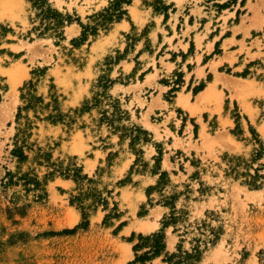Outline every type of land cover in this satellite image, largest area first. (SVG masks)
Returning a JSON list of instances; mask_svg holds the SVG:
<instances>
[{"label":"rangeland","instance_id":"rangeland-1","mask_svg":"<svg viewBox=\"0 0 264 264\" xmlns=\"http://www.w3.org/2000/svg\"><path fill=\"white\" fill-rule=\"evenodd\" d=\"M202 7L236 12L222 38L264 15V0H0V264H129L159 232L164 251L146 264H264V99L253 117L220 78L199 93L226 92L229 125L173 103L206 82L188 83L198 56L188 73L165 68L169 24ZM228 50L217 42L203 62L251 96L264 61L247 49L239 72Z\"/></svg>","mask_w":264,"mask_h":264},{"label":"crops","instance_id":"crops-1","mask_svg":"<svg viewBox=\"0 0 264 264\" xmlns=\"http://www.w3.org/2000/svg\"><path fill=\"white\" fill-rule=\"evenodd\" d=\"M197 8H199L197 6ZM203 8V7H202ZM200 9V8H199ZM192 10L193 7H192ZM209 11H206L205 8L201 9L200 15H184L181 19L177 18V23L170 22L169 26V32L168 37H166L167 40H170L171 45H176L177 51L172 52V54H168L169 59L164 63L166 64L165 68H169V72H173L174 70L178 72H182L183 69H186V72L188 73V65H196L197 64V56L198 61L200 62L199 66H196L194 68V71L189 74V80L191 85L195 86L201 82V80L205 79V87L198 92L197 94H193L191 91L188 90L179 93L177 92L176 96L173 99V103L175 104L179 97H183L185 102H187V112L190 118L195 119V122L197 121V118H202L203 115H209L213 118H215L218 122H227L229 125L230 118L226 114H224V98L226 99L228 96L226 95V92L224 90H221L220 99L217 104H213L212 101L209 99L205 100H197V96L199 93H205V91L209 88L211 91L216 90V92H219L221 82L226 83L227 85L224 87V89L229 93V96L232 98L233 102H237L238 106L245 105L248 110L252 113V116L254 117L257 114V111L255 109V103L256 101H261L264 99V82L257 81L256 78L254 79V82L256 87H250L252 88V95L246 96L247 87H244L241 83H239V80H243L242 78H233L236 81H231L230 79H226L223 77H219L220 73L218 72V66L215 69V72L213 70H209L207 64L203 62V59L205 56L210 55L215 50V45L218 42L219 43V49H222L223 45H226L227 47L234 48L235 50H228V53H234L232 56L236 57L234 61V69L236 71H242L243 68L246 67V64L240 63V59L242 56L246 55V50H249L250 55H255V59H249L246 62H250L252 60L260 59L261 61H264V15L262 12H260L261 15V23H259V20L257 21V25H251L250 21H246L244 25H241V20H239L237 23L233 22V28L236 29V31L233 34H229L226 37L222 36L224 35L222 32V27L224 25L223 19L225 18L226 25H229L231 23L232 19H236V12L232 11L231 9L221 10L219 13H216L217 17H215V20H210L208 15ZM200 16V18H199ZM246 16L248 18L251 17V13H246ZM118 25L124 26V28H129V25L126 21H123L119 23ZM208 25V32L205 33V27ZM238 29V30H237ZM172 30H174L175 35H172ZM230 30V28H229ZM232 30V29H231ZM218 34H214V33ZM262 32V34H260ZM212 34H214V38L212 37ZM219 35V36H217ZM256 35V36H255ZM198 37L200 49L197 50L194 49V52L189 53L190 49V42L193 43V46H196V38ZM243 41L245 44V49L240 53L239 47L240 42ZM167 42V41H166ZM208 48V49H207ZM176 53V54H175ZM223 54V53H222ZM228 55H224L223 57H229ZM173 55V57H172ZM213 57H221L220 55H214ZM212 59H209L208 61H211ZM214 62H217L216 59H214ZM180 65H178V64ZM223 65V63H221ZM220 65V66H221ZM209 66V65H208ZM219 66V67H220ZM199 74V75H197ZM210 75L211 78L207 82L206 76ZM220 78L221 82L218 81ZM248 82H251L249 79L246 80ZM222 87V86H221ZM255 92H258V95H254ZM155 91V90H154ZM162 93L158 96L159 104L161 105ZM241 97L242 99H238ZM158 104V105H159ZM162 107V105H161ZM180 108V106H177ZM192 113V114H190ZM245 113V112H244ZM150 224V223H146ZM145 225V224H144Z\"/></svg>","mask_w":264,"mask_h":264},{"label":"trees","instance_id":"trees-1","mask_svg":"<svg viewBox=\"0 0 264 264\" xmlns=\"http://www.w3.org/2000/svg\"><path fill=\"white\" fill-rule=\"evenodd\" d=\"M44 13L47 14L46 18H50V16L59 17V15L55 11H52L49 8H47ZM84 36H85V34H83V38H84ZM204 87H205V84L201 83L197 88H195L193 90V94L194 95L197 94ZM75 178H76V180L80 179L79 176H76ZM82 219L86 220V217L84 214H83ZM107 219H108V216H106V218L104 219V224L106 223ZM87 225H88V223H87V221H85V222L81 223L78 227H76L70 231H65V233L72 234L76 231L77 228H85V227H87ZM129 241L133 242V235L131 236ZM139 242H140L139 244L137 243V244L133 245V247H132V250L135 253V260H133L129 264H137V263L146 264L147 262H150L151 260L159 257L163 253L164 248H165L164 234L161 232L151 234L150 236H147L145 238L139 237ZM142 249H147V250L145 252H143L142 254L138 255V252L141 251ZM171 257L173 258V257H177V256L171 255ZM190 259H192L193 261L198 260V249H195L194 254L184 253L182 260L189 261ZM180 262L181 261L179 259L177 264H179ZM187 264H189V263H187Z\"/></svg>","mask_w":264,"mask_h":264},{"label":"bare ground","instance_id":"bare-ground-1","mask_svg":"<svg viewBox=\"0 0 264 264\" xmlns=\"http://www.w3.org/2000/svg\"><path fill=\"white\" fill-rule=\"evenodd\" d=\"M10 75V77H11V74H9ZM14 81H15V79H14ZM12 85H15V83L13 82L12 83ZM16 87V86H15ZM14 87V88H15ZM13 88V89H14ZM143 229H145V230H150V229H152V224H145L144 226H143ZM121 258V257H120ZM123 262V261H122ZM122 262H121V264H122Z\"/></svg>","mask_w":264,"mask_h":264}]
</instances>
